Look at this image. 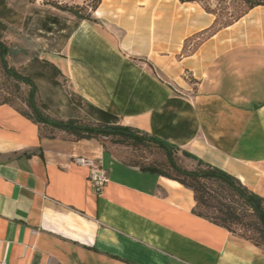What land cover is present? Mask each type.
I'll return each mask as SVG.
<instances>
[{
  "label": "crops",
  "instance_id": "0c3cea01",
  "mask_svg": "<svg viewBox=\"0 0 264 264\" xmlns=\"http://www.w3.org/2000/svg\"><path fill=\"white\" fill-rule=\"evenodd\" d=\"M29 9L0 0V36L25 34ZM49 15L46 37L60 19ZM66 19L61 44L37 60L53 78L37 72L38 89L67 90L45 114L136 129L264 200V7L220 29L178 0H100L89 20ZM76 158L107 173L99 193ZM194 207L189 189L124 165L99 140L40 137L0 105V264H264L262 248Z\"/></svg>",
  "mask_w": 264,
  "mask_h": 264
},
{
  "label": "trees",
  "instance_id": "16d2710c",
  "mask_svg": "<svg viewBox=\"0 0 264 264\" xmlns=\"http://www.w3.org/2000/svg\"><path fill=\"white\" fill-rule=\"evenodd\" d=\"M181 3H199L202 5L201 0H178ZM237 6L241 7L239 12L235 14L231 13L225 18V22L219 27L217 26L216 13L210 10L207 6H203V9L215 16V26L220 29L226 27L236 20L244 16L249 10L255 7H264V0H233ZM100 0H94L89 8L87 14H83L81 10L82 7L75 6H58L55 8L63 12L69 13L71 16L78 20H89L91 13L95 11L98 7ZM8 48L0 42V60L1 65L10 77L17 81L22 82L30 87L29 100L27 102L28 108L30 110V117L34 123L39 125V136L46 138H55L58 134L65 138L73 140L81 139H97L101 142L103 148L107 151L109 149L105 146L102 138H115L116 144L130 143V146H145L152 145L160 149L165 156V164L169 171L162 170L159 165L156 164H133L125 161H121L124 165L129 167H136L142 172L154 174L157 176L164 177L171 181H175L181 186L189 189L193 193V199L195 202L194 213L202 217L214 225L224 228L229 233L232 234L230 228L232 225L238 224L241 220L240 212L233 205V203L226 197L212 194L211 186L217 183L224 185L234 197L240 200L244 205H246L252 212V215L256 219L258 225L260 226V234L263 235L264 241V200L256 196L247 190L237 179L230 176L229 174L212 167L200 159L194 157L185 151H180L175 146H170L164 142L157 140L145 133H142L136 129L123 127L119 125H112L107 123L92 124L88 122H82L76 119L68 120H56L43 114L34 102V96L36 89L28 77L22 76L15 72L12 68H9L4 61V57L8 55ZM0 105H12L7 102H2ZM14 108V107H13ZM15 109V108H14ZM16 110V109H15ZM18 111V110H17ZM19 112V111H18ZM24 114V113H22ZM192 161L195 165L194 168L186 169L180 165V161L177 159V153ZM252 243V242H251ZM253 245L260 247L264 251V245L260 246L258 243H252Z\"/></svg>",
  "mask_w": 264,
  "mask_h": 264
},
{
  "label": "rangeland",
  "instance_id": "374dc122",
  "mask_svg": "<svg viewBox=\"0 0 264 264\" xmlns=\"http://www.w3.org/2000/svg\"><path fill=\"white\" fill-rule=\"evenodd\" d=\"M24 1L26 6L28 5L31 8L28 10L29 13L27 14V21L25 23L24 31L25 34H23L21 31L19 32L18 27H13L10 28L9 34L0 36V42H2L9 50L8 55L4 57V61L6 62L7 66L12 68L18 74L28 77L30 80H32V83L36 89L34 102L39 110L45 114L43 112V108H45L44 104H49V97L64 98L66 96L65 92L67 91L64 82L59 83L58 87L56 89L54 88V90H50V88L38 89L40 81L36 79L35 75L37 72H40L46 77L47 81L53 79L49 68L42 66L37 60L40 53L43 51V48L44 50H49L50 44H55L56 46L58 44L60 45L61 43H59V41H61L66 33H68V30L65 28V20H68L66 18L71 17V15L67 12L56 9L55 5L62 7L79 6L83 8L81 12L83 14H87L89 12V8L86 7H90L92 4H94V0ZM201 3L204 7L207 6L210 10L216 13L218 27L225 22V18L229 14H235V12H239L241 10V7L239 5L237 6L233 0H201ZM50 13L57 14L60 16V19L59 23L55 26V31L52 37H46L39 31L43 30L42 22L45 18L50 16ZM61 29L64 30V33H59ZM19 37L20 41H18ZM42 39H45V41ZM49 39H51V41H49ZM53 91L54 93L57 91V94L50 95ZM29 94L30 87L22 82L13 80L2 67L0 60V103L7 102L19 112L30 115V110L27 105ZM47 116L56 120L60 119L56 115ZM55 134L57 136H62L58 134V132ZM102 140L109 151L115 156V158L121 161L133 164H156L159 165L162 170L169 171V169L164 166V153L157 147L152 145L135 147L130 146V143L116 144L115 138L111 137L102 138ZM177 159L180 161V165L183 168L189 170L194 168L195 164L192 161L184 158L181 153H177ZM210 189L212 194H218L230 200L240 212L241 221L238 224L231 226L230 230L232 234L238 238L252 243H258L260 246H263V235L260 234L261 228L249 208L236 197H234L232 193L220 183L212 185Z\"/></svg>",
  "mask_w": 264,
  "mask_h": 264
},
{
  "label": "built area",
  "instance_id": "2783aa9c",
  "mask_svg": "<svg viewBox=\"0 0 264 264\" xmlns=\"http://www.w3.org/2000/svg\"><path fill=\"white\" fill-rule=\"evenodd\" d=\"M75 162L79 165L88 166L90 169L89 181L93 190L99 193L105 184L108 182L107 173L103 170L100 164L83 158H76Z\"/></svg>",
  "mask_w": 264,
  "mask_h": 264
}]
</instances>
